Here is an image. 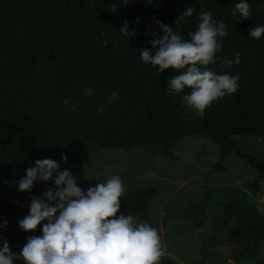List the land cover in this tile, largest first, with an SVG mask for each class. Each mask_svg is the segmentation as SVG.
<instances>
[{
    "label": "trees",
    "instance_id": "16d2710c",
    "mask_svg": "<svg viewBox=\"0 0 264 264\" xmlns=\"http://www.w3.org/2000/svg\"><path fill=\"white\" fill-rule=\"evenodd\" d=\"M238 0H0V126L7 136L2 154L18 136L37 143L40 153L90 147L133 150L158 148L171 153L174 143L205 135L220 147L218 168L234 153L264 173V161L241 150L236 136H264V36L249 37L250 27L264 24L261 0H249L251 17L231 15ZM192 16L176 25L187 8ZM202 10L223 20L228 36L217 61L208 67L238 74V90L214 101L201 119L182 103L183 93L170 95L167 82L176 70L159 73L145 65L135 50L151 47L160 35L156 19L183 38L194 31ZM128 21L129 32H119ZM158 67V66H157ZM92 95H84L87 89ZM118 92L112 98V92ZM185 92H190L186 88ZM103 108V111L98 109ZM255 188L259 186L254 183ZM155 187L129 189L117 214L149 221ZM30 200L8 195L0 159V223L19 228L12 212ZM232 198L220 202L219 220L232 226V241L248 254L264 243V210L240 207ZM43 222L35 230L40 234ZM159 264H183L161 256Z\"/></svg>",
    "mask_w": 264,
    "mask_h": 264
},
{
    "label": "clouds",
    "instance_id": "9594fccd",
    "mask_svg": "<svg viewBox=\"0 0 264 264\" xmlns=\"http://www.w3.org/2000/svg\"><path fill=\"white\" fill-rule=\"evenodd\" d=\"M260 6L264 7V0ZM193 11L187 7L176 25L192 16ZM251 14L249 0H238L231 9V15H238V20H246ZM198 21L196 29L185 39L173 27L156 19L160 35L153 34L151 47L135 51L146 66L150 64L159 73L170 67L177 71L167 82L169 94L183 93L185 108L202 119L214 101L239 88L238 74L217 72L208 66L217 61L226 66L239 64L241 57L239 52L232 59L217 55L222 50L220 38L228 36L223 20L202 10ZM119 32H129L127 20ZM248 36L260 39L264 36V24L250 27ZM186 88L190 92H185ZM84 95L91 96L92 89ZM111 96L116 98L118 92L113 91ZM98 110L102 112L103 108ZM61 159L66 162L67 156L61 154ZM36 181H52L53 186L41 195L31 196L28 213L18 219V226L27 232L46 222L40 234L27 237L18 253L10 250L7 240L0 241V264H14V260H22L23 264H159L163 248L157 228L132 214H117L126 193L120 175L113 174L103 182L96 180L84 190L69 169L61 170L60 162L43 158L36 159L14 183L22 192L30 191ZM7 223H0V229Z\"/></svg>",
    "mask_w": 264,
    "mask_h": 264
},
{
    "label": "rangeland",
    "instance_id": "374dc122",
    "mask_svg": "<svg viewBox=\"0 0 264 264\" xmlns=\"http://www.w3.org/2000/svg\"><path fill=\"white\" fill-rule=\"evenodd\" d=\"M6 136L7 132L0 126L2 178L8 195L30 200L32 195H41L53 186L52 181H36L30 191L17 190L14 181L23 177L25 169L36 159L57 160L60 169H69L84 190L118 174L126 190L157 189L149 221H142L157 228L162 256L183 264H264V243L251 253L241 254L242 247L231 238L232 226L226 227L219 220L220 202L232 198L239 200L240 207L255 206L264 210V173L259 176L255 167L234 153L225 159L224 169L218 168L220 147L205 135L177 140L171 153L148 147L131 151L90 147L47 155H42L37 143L30 138L18 136L3 155L1 150ZM235 139L242 151L264 161V136L245 135ZM61 154L67 156L66 162ZM254 183L259 188H255ZM28 209L13 211L12 218L18 221L27 215ZM33 234L38 235L35 230L3 228L0 241L7 240L10 250L18 253L27 237ZM14 264H23V261L14 260Z\"/></svg>",
    "mask_w": 264,
    "mask_h": 264
}]
</instances>
